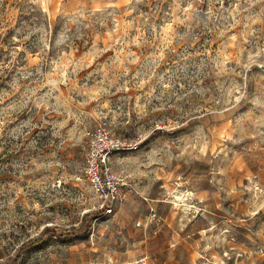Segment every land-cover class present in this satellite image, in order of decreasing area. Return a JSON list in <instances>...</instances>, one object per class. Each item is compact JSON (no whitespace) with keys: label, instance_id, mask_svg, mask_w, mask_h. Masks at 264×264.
I'll return each instance as SVG.
<instances>
[{"label":"rangeland","instance_id":"1","mask_svg":"<svg viewBox=\"0 0 264 264\" xmlns=\"http://www.w3.org/2000/svg\"><path fill=\"white\" fill-rule=\"evenodd\" d=\"M98 122L128 146L110 216L82 178ZM23 246L264 264V0H0V262Z\"/></svg>","mask_w":264,"mask_h":264},{"label":"built area","instance_id":"2","mask_svg":"<svg viewBox=\"0 0 264 264\" xmlns=\"http://www.w3.org/2000/svg\"><path fill=\"white\" fill-rule=\"evenodd\" d=\"M88 135V152L82 178L98 198L104 216L113 215L121 204L120 189L125 187L121 176L113 172L110 157L128 150L127 144L107 128L105 122L97 124Z\"/></svg>","mask_w":264,"mask_h":264},{"label":"trees","instance_id":"3","mask_svg":"<svg viewBox=\"0 0 264 264\" xmlns=\"http://www.w3.org/2000/svg\"><path fill=\"white\" fill-rule=\"evenodd\" d=\"M72 231V234H77V233H80L81 231L83 232L84 231V226L80 225L79 229L78 230H71ZM50 233V230H47L45 229L43 232H42V235L44 234H48ZM41 242V238H38V239H35L33 240L32 242V245H37ZM26 246L24 247H19L18 250L15 252V254H13L11 257L7 258L4 260V262H0V264H17L20 259H21V253L23 252V249H25ZM2 258H5V256L3 255V251L2 249H0V259Z\"/></svg>","mask_w":264,"mask_h":264},{"label":"bare ground","instance_id":"4","mask_svg":"<svg viewBox=\"0 0 264 264\" xmlns=\"http://www.w3.org/2000/svg\"><path fill=\"white\" fill-rule=\"evenodd\" d=\"M176 200L178 201V202H185L186 200H187V197H186V195H184V194H182L181 196H178V197H176ZM181 206H187V205H185V204H181ZM184 207V208H185ZM186 210H187V208H186ZM188 211V210H187Z\"/></svg>","mask_w":264,"mask_h":264}]
</instances>
